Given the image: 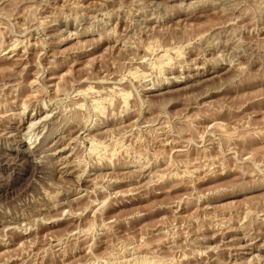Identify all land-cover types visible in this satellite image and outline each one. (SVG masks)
<instances>
[{"label": "rangeland", "instance_id": "obj_1", "mask_svg": "<svg viewBox=\"0 0 264 264\" xmlns=\"http://www.w3.org/2000/svg\"><path fill=\"white\" fill-rule=\"evenodd\" d=\"M263 136L264 0H0V264H264Z\"/></svg>", "mask_w": 264, "mask_h": 264}, {"label": "bare ground", "instance_id": "obj_2", "mask_svg": "<svg viewBox=\"0 0 264 264\" xmlns=\"http://www.w3.org/2000/svg\"><path fill=\"white\" fill-rule=\"evenodd\" d=\"M165 46V45H164ZM153 47V46H152ZM150 50V49H149ZM208 71H205L203 73L200 74V76H206V74H208ZM40 110L36 112V114L40 113ZM32 124V123H31ZM71 125V124H70ZM73 125V124H72ZM73 127V126H72ZM75 127V125H74ZM15 128V127H14ZM79 128V126H78ZM81 129V128H80ZM75 130V129H74ZM78 131V130H77ZM74 133V132H73ZM44 137V136H43ZM264 137V136H263ZM49 137H44V139H42L38 144H36V146H38L39 149H43L44 151V147L47 144V140ZM230 142H233L230 140ZM232 144V143H231ZM235 144V143H234ZM233 144V145H234ZM19 153H22L21 151H18ZM24 152V151H23ZM23 154V153H22ZM19 157V156H18ZM21 158V157H20ZM20 158H17L16 156L13 158L7 157V156H3L0 158V165L1 164H5L8 168V172L6 174V179H2V180H7L6 183L4 184H0V189H5L4 191H6V189H9V185L13 184V183H17L18 181L22 180V176L24 175L23 172L26 171V169L24 168V163L25 161H21ZM23 163V165H22ZM29 163V162H28ZM27 164V163H26ZM31 165V164H30ZM26 167V166H25ZM28 167V166H27ZM29 170V169H28ZM27 172V171H26ZM41 174V173H40ZM244 174V173H243ZM246 174V173H245ZM4 175V174H3ZM5 176V175H4ZM0 177L1 176L0 174ZM39 177V176H38ZM1 179V178H0ZM1 180V181H2ZM4 182V181H3ZM263 185V184H262ZM261 186V185H260ZM9 219V218H8ZM264 220V219H263Z\"/></svg>", "mask_w": 264, "mask_h": 264}]
</instances>
